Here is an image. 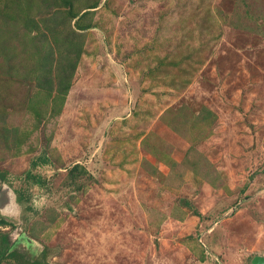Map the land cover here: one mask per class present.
<instances>
[{
  "label": "rangeland",
  "instance_id": "obj_1",
  "mask_svg": "<svg viewBox=\"0 0 264 264\" xmlns=\"http://www.w3.org/2000/svg\"><path fill=\"white\" fill-rule=\"evenodd\" d=\"M94 1L0 0V264H254L264 0Z\"/></svg>",
  "mask_w": 264,
  "mask_h": 264
},
{
  "label": "trees",
  "instance_id": "obj_2",
  "mask_svg": "<svg viewBox=\"0 0 264 264\" xmlns=\"http://www.w3.org/2000/svg\"><path fill=\"white\" fill-rule=\"evenodd\" d=\"M74 1H76V0H61V2L64 5H68L69 10L66 12L67 13V17H69V18L79 17L78 20H77L78 27H81V28L82 27H88L87 24L86 25L83 24V21L82 20H84V18L87 15H89L90 11L87 10L84 13L78 14V12L75 11V9H74V5H75ZM87 1H88L87 2V6H86L87 9L96 7V5L98 3V1L95 2L94 0H87ZM29 16L30 15H27L26 16V22L28 23L27 26L32 27V29L38 27L37 22H35V20L33 18H30ZM79 51L80 50H78L77 52H79ZM78 56H80V54H78ZM61 73H64V75L66 76V78H63L65 84L62 85V88H61L60 91L63 94H67V92L69 90V83L66 82V81H68V78L70 77V74L67 73V72H65V71L62 72V70H61ZM39 161L45 162V161H47V158L46 157H43V158L41 157V158H39ZM36 164L37 163L35 162L34 165H36ZM80 168H82V167L79 166V165L74 166V170H73L72 174L75 175V173H76L75 170L80 169ZM81 171L82 170H80V172ZM3 176H4V179H5L6 176L5 175H3ZM28 176L30 178H32L35 182H39L41 180L40 179L41 177L34 176V175L30 174V172L28 173ZM0 226H5V227L6 226H14V224L10 220L6 219L5 217L0 216ZM0 237H1L2 241H3V243H2L3 245L0 248L1 255L3 257H6V258H10V257L15 256L16 255V252H17V249L16 248H13V244H9L10 239H9L8 234H0ZM44 257H45V255H44ZM44 257H43V259H44ZM31 261L33 262V264H42V259H40V258L39 259H35V260H31Z\"/></svg>",
  "mask_w": 264,
  "mask_h": 264
},
{
  "label": "water",
  "instance_id": "obj_3",
  "mask_svg": "<svg viewBox=\"0 0 264 264\" xmlns=\"http://www.w3.org/2000/svg\"><path fill=\"white\" fill-rule=\"evenodd\" d=\"M3 186H6V185H3ZM2 186V187H3ZM1 187V188H2ZM0 188V189H1ZM9 188V187H8ZM10 189V188H9ZM11 190V189H10ZM12 192V191H11ZM12 194H13V192H12ZM253 262H254V264H264V256H256L255 258H254V260H253Z\"/></svg>",
  "mask_w": 264,
  "mask_h": 264
}]
</instances>
